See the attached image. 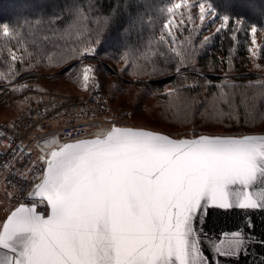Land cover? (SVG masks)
Wrapping results in <instances>:
<instances>
[{
    "label": "water",
    "instance_id": "water-1",
    "mask_svg": "<svg viewBox=\"0 0 264 264\" xmlns=\"http://www.w3.org/2000/svg\"><path fill=\"white\" fill-rule=\"evenodd\" d=\"M0 264H264V134L115 127L51 152Z\"/></svg>",
    "mask_w": 264,
    "mask_h": 264
},
{
    "label": "rangeland",
    "instance_id": "rangeland-1",
    "mask_svg": "<svg viewBox=\"0 0 264 264\" xmlns=\"http://www.w3.org/2000/svg\"><path fill=\"white\" fill-rule=\"evenodd\" d=\"M231 23H234L229 29L233 31L234 50L227 62L219 55V60L214 61L220 66H210L212 52L207 54V50L217 34ZM159 25L162 26L160 37L167 38L169 46L179 52L180 57L192 56V51L195 52V64L160 76H146L140 69L142 66L133 65L130 60L133 52L111 60L96 56V48L90 46L77 60L64 65L36 68L31 63H22V66L32 67L39 75L34 81L39 89L60 96H81L92 88H99L112 108L110 114L118 117L119 127L148 129L175 139L264 134V29L249 25L245 20L230 19L206 0H172ZM238 44L246 52V58L238 52ZM220 61L223 65L226 63V68ZM242 61L246 63L243 66L239 65ZM73 63L76 67L64 73L68 66L75 65ZM190 71L200 76V87L189 83L183 89L176 84L179 81L172 80ZM16 77L6 76L5 79ZM3 78L0 76L1 80ZM112 87L116 88V93ZM26 100L22 98L9 108H0V119L8 120L16 115L26 105ZM17 203L6 190L0 189V232ZM44 206L40 209L47 214V204Z\"/></svg>",
    "mask_w": 264,
    "mask_h": 264
},
{
    "label": "trees",
    "instance_id": "trees-1",
    "mask_svg": "<svg viewBox=\"0 0 264 264\" xmlns=\"http://www.w3.org/2000/svg\"><path fill=\"white\" fill-rule=\"evenodd\" d=\"M171 1L0 0V76L4 77L0 82L8 81L6 76L36 74L32 67L23 68L22 63H31L36 68L41 65H64L77 60L82 51L90 46L96 48V56H106L111 60H119L121 56L133 52L130 60L133 65L142 66L140 69L146 76H160L188 68L195 64V52L192 51V56L180 57L179 52L169 46V40L160 37L162 26L159 23L162 24V16ZM206 1L230 19L245 20L249 25L264 29V0ZM13 5H17L16 9H12ZM233 26L234 23H231L221 30L214 44L208 48L207 54L212 52L209 56L211 61L219 60L218 56L222 55L227 62L235 47L233 31L229 30ZM237 47L245 57L241 44ZM13 58L15 61L11 60ZM213 61L210 66H220L216 60L215 63ZM222 61L221 66L226 68V63L223 65ZM73 64L64 73L72 66L75 68L76 63ZM243 64L246 63L242 61L239 65ZM172 80L179 81L175 83L183 89L193 83L198 84V88L202 83L195 71ZM112 90L114 93L117 91L115 87Z\"/></svg>",
    "mask_w": 264,
    "mask_h": 264
},
{
    "label": "built area",
    "instance_id": "built-area-1",
    "mask_svg": "<svg viewBox=\"0 0 264 264\" xmlns=\"http://www.w3.org/2000/svg\"><path fill=\"white\" fill-rule=\"evenodd\" d=\"M38 76L25 74L0 82V108H9L22 98L28 101L10 119H0V189L18 205L34 201L30 193L42 179L54 149L103 137L120 125L100 89L92 88L81 96H60L39 89L34 82ZM39 202L41 207L46 205Z\"/></svg>",
    "mask_w": 264,
    "mask_h": 264
},
{
    "label": "bare ground",
    "instance_id": "bare-ground-1",
    "mask_svg": "<svg viewBox=\"0 0 264 264\" xmlns=\"http://www.w3.org/2000/svg\"><path fill=\"white\" fill-rule=\"evenodd\" d=\"M98 89H99V88H98ZM97 133H98V134H99V133H103V134H105V131H102V132H99V131H98ZM48 160H49V159H48ZM33 202H35V201H33ZM35 203H36L39 207H41V205H42V204H41L42 202H35ZM44 207H45V206H44ZM46 208H47V207H46Z\"/></svg>",
    "mask_w": 264,
    "mask_h": 264
}]
</instances>
